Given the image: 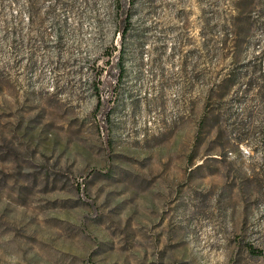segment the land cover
Segmentation results:
<instances>
[{
    "label": "rangeland",
    "instance_id": "obj_1",
    "mask_svg": "<svg viewBox=\"0 0 264 264\" xmlns=\"http://www.w3.org/2000/svg\"><path fill=\"white\" fill-rule=\"evenodd\" d=\"M114 1L0 0V264H264L257 139L198 128L264 0Z\"/></svg>",
    "mask_w": 264,
    "mask_h": 264
},
{
    "label": "trees",
    "instance_id": "obj_2",
    "mask_svg": "<svg viewBox=\"0 0 264 264\" xmlns=\"http://www.w3.org/2000/svg\"><path fill=\"white\" fill-rule=\"evenodd\" d=\"M132 1L133 0H127L129 6L132 4ZM33 7L34 0H27V10L29 14H31ZM112 9L114 10L117 25L119 27L125 25V29L121 31L123 35L128 27V11L120 7V0H115L114 3H112ZM245 13L247 12L235 9L232 18L234 20L238 19L242 14L246 17ZM262 24L264 32V22ZM238 36H240L239 33L237 34V37ZM241 72L242 78L239 77L240 73L231 71L225 78H222L219 83L214 85L212 89H209L208 98H213L215 109L209 111L206 109L202 110L198 128L199 130L204 128V124L208 117L213 119V123L210 125L209 130L213 132L215 139L219 142L220 151L232 149L233 146L234 148L240 145L248 147L247 143L250 138L255 136L260 146L258 147L259 154L261 158H264V45L260 54H257L251 62L246 63ZM240 78L244 82V86L243 89L239 91L236 84L237 80ZM238 91L240 92L239 98L236 97ZM231 94L233 97H230ZM235 102H241L242 104V108L237 114L230 111V105ZM225 105L227 106V116L229 120L230 118L232 119L230 125H226L227 127L219 121V118L222 116L220 112L224 110L223 106ZM249 177H252V175ZM262 191V195H264V175L262 177V182L257 184V192L260 193ZM247 252L253 256H264V253L250 246L247 247Z\"/></svg>",
    "mask_w": 264,
    "mask_h": 264
}]
</instances>
